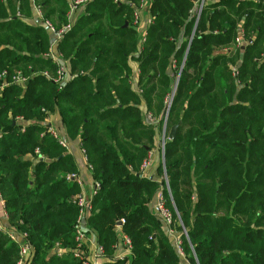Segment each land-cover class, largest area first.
Listing matches in <instances>:
<instances>
[{"label": "trees", "instance_id": "1", "mask_svg": "<svg viewBox=\"0 0 264 264\" xmlns=\"http://www.w3.org/2000/svg\"><path fill=\"white\" fill-rule=\"evenodd\" d=\"M78 1L0 0V84L27 78L0 91V199L7 228L31 245L30 264H76L50 254L75 246L80 193L67 180L73 157L48 132L56 113L98 185L88 228L105 256L122 233L126 263L180 264L148 209L160 193L189 264H264V0H204L196 21L201 0H151L142 42V0L88 1L56 46L70 75L59 85L47 28L69 25ZM158 128L168 191L140 171ZM18 252L0 232V264H15Z\"/></svg>", "mask_w": 264, "mask_h": 264}, {"label": "built area", "instance_id": "2", "mask_svg": "<svg viewBox=\"0 0 264 264\" xmlns=\"http://www.w3.org/2000/svg\"><path fill=\"white\" fill-rule=\"evenodd\" d=\"M88 0H80L78 2H75L71 9L75 10L76 8L80 7L81 5H84ZM204 0L200 1V4L195 9V21L198 20V17L200 15L201 9L203 7ZM135 20H134V26L137 27V13L135 11ZM71 28V24L65 26L61 31L55 32L52 28H47L50 35H52V43L50 44V49L53 46H57L58 42L61 40L62 36L69 31ZM144 38V35L143 37ZM141 38V42L144 41V39ZM242 40H237V45H241ZM53 45V46H52ZM57 66V77L53 79L54 82L58 83L59 85H62L66 82V80L70 77L69 73L67 72V63L61 59L59 54L53 53V51H50L48 56ZM46 76V74H43ZM4 76V73L2 74ZM27 82V78L21 76L20 73H17L16 75L11 77L10 82H6L3 80L0 85V91L7 87L10 84L17 85L21 88L25 87V84ZM170 102L171 97L168 99L165 103V117H164V123L166 121L167 112L170 108ZM147 119H149V116L147 115ZM18 123L20 124V132L24 131V127L26 126L25 121H23L21 118H18ZM48 132L50 135L57 140L58 144L64 148L67 149V142L66 138L64 136H60L58 132L51 127L48 128ZM164 137V133H163ZM164 142L165 140H162L160 144V152H161V158L163 160V148H164ZM35 153L37 154L38 151L36 150ZM149 165L148 160H145L140 170L143 172ZM67 180L74 181L78 187H81V180L77 177L76 174L69 175L67 177ZM165 188L168 191V186L166 184L165 180ZM98 189V185L94 184L92 194L89 198L84 196L82 193L78 194L74 199H72V205H74L77 208V218L76 223L74 227V233H75V246L73 248H62L59 244H54L53 248L50 250V254L56 258H70L74 260L76 264H106L108 262H115V261H122L127 260L130 261L132 259V253H131V244L129 239L122 233H119V240L117 244L114 247V255L112 257H107L103 254V251L100 247H98L97 244H91V241L88 239L87 233L90 232V229L88 228V220L92 214L93 208L91 204V199L95 193V191ZM1 204L3 205L4 209V202L1 200ZM4 216L6 217L5 211ZM154 213L157 215V217L161 220L165 231L171 230V216L170 213L167 211V209L164 207V202L161 198V195L158 196L156 200V204L154 206ZM0 232L6 233L9 240L13 243H15L18 246V259L15 264H30L32 260V248L29 244L26 235L20 234L16 232L15 230L6 228L0 224ZM90 234V233H89ZM184 237L187 239V234L185 231H183ZM91 236V234H90ZM172 247L175 252V254L178 256V258L183 259L185 258V255L182 250L181 241L179 238L174 239L172 241ZM87 249V250H86ZM193 258H195V255L192 253Z\"/></svg>", "mask_w": 264, "mask_h": 264}, {"label": "crops", "instance_id": "3", "mask_svg": "<svg viewBox=\"0 0 264 264\" xmlns=\"http://www.w3.org/2000/svg\"><path fill=\"white\" fill-rule=\"evenodd\" d=\"M88 1H91V0H88ZM150 2H151V0H142L141 4L138 7V10H136V13H137L136 30L138 32L139 39L143 37V35H144V33L148 27V24L150 22V18L148 16V12H147V8H148ZM31 6H32V17L37 19L38 14H37L36 9L33 6V3H31ZM83 8H84V6H80L75 10H70V12H69V24H72L73 22H75V20L79 16V14L83 11ZM138 50H140V46L138 47ZM50 51H53V53H56L57 52L56 45L53 46V49H50ZM129 66H130L131 71H132L131 89L134 92H137V73H138L137 64L133 60V61L129 62ZM67 72H68V69H67ZM69 80H70V77L66 80V82H68ZM147 118L148 117L145 114L146 121H148ZM47 124H48V127H51L52 129L56 130L60 136H64L67 139L66 140V142H67L66 151L69 154H71V156L73 157V160H74L75 165L77 167L76 175L81 180V187H79L80 193H82L84 196L89 198L92 194L94 184H93V180H92L91 173H90V167L87 165V162H86V159L83 155V152L80 149L79 142L77 140H69L65 136L59 115L57 113L48 118ZM18 125L20 126L19 123H18ZM26 125H28V123H26ZM162 131L164 133V129H162ZM158 139H159L158 138V131H156L153 150L148 154V157L146 159V160H148L149 165L143 172L141 170L140 171H141V177H145L146 179H148L150 181L158 183L162 189V186L164 187V185H165V174H164V170H163V160L161 158V152H160V144H161L162 140H158ZM159 195H160V193L155 195L153 197V199L151 200L150 204L148 205L149 212L154 214V215H156L154 213V206L156 204V200H157ZM3 211H4V209H3V205L1 204V199H0V224L7 228L8 227L7 221H6V217L4 216ZM163 228H164V226H163ZM164 230H165V228H164ZM165 234H166L168 240H170V241H174V239H177L179 237V235H177L178 233H175V230H172V229L167 231V232L165 231ZM92 239L93 238H91V240ZM93 240L95 241V238ZM94 244H96V242ZM180 264H188L186 257L183 258L182 260H180Z\"/></svg>", "mask_w": 264, "mask_h": 264}, {"label": "rangeland", "instance_id": "4", "mask_svg": "<svg viewBox=\"0 0 264 264\" xmlns=\"http://www.w3.org/2000/svg\"><path fill=\"white\" fill-rule=\"evenodd\" d=\"M81 6H83V5H81ZM77 9V8H76ZM72 10V9H71ZM195 13V12H194ZM38 14V13H37ZM37 17H39V15H37ZM32 20H36V18H33L32 17ZM32 23H33V21H32ZM51 36V40H50V44L52 43V40H53V38H52V35H50ZM53 46V45H52ZM51 49H53V47L51 48ZM1 85V84H0ZM158 140H163V131L160 129V128H158ZM80 194V193H79ZM90 229V228H89ZM184 231V230H183ZM183 231H182V233H183ZM91 234V236H90V234ZM89 233H87V235H88V239L89 240H91V238H95V235H94V233H93V231L91 230ZM175 233H177L176 231H175ZM177 235H179V233L177 234ZM179 238V237H178ZM91 240V244H94L95 242H96V238H95V241L94 240ZM172 242V241H171ZM97 244V243H96ZM87 250V249H86ZM114 255V252H113V254H109L107 257H112ZM180 259V258H179ZM187 259V258H186ZM180 260H182V259H180ZM126 261L127 260H122L121 262L123 263V264H129V262H127L126 263ZM188 261V260H187ZM189 264V263H188Z\"/></svg>", "mask_w": 264, "mask_h": 264}, {"label": "water", "instance_id": "5", "mask_svg": "<svg viewBox=\"0 0 264 264\" xmlns=\"http://www.w3.org/2000/svg\"><path fill=\"white\" fill-rule=\"evenodd\" d=\"M174 91V90H173ZM175 131H176V127H172L169 131V134H168V137L167 139L168 140H172L175 136ZM163 140H165V136L163 137Z\"/></svg>", "mask_w": 264, "mask_h": 264}]
</instances>
